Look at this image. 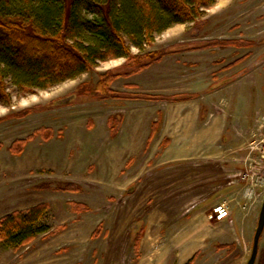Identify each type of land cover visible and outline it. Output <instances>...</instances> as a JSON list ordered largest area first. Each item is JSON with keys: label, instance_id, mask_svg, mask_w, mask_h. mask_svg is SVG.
<instances>
[{"label": "rangeland", "instance_id": "rangeland-1", "mask_svg": "<svg viewBox=\"0 0 264 264\" xmlns=\"http://www.w3.org/2000/svg\"><path fill=\"white\" fill-rule=\"evenodd\" d=\"M158 50L168 52L160 62L123 74L110 84L118 94L113 97L82 96L79 90L84 83L96 84L106 71H127L124 58L102 61L93 71L33 93L7 83L10 101L0 99V118L28 108L33 112L0 123V219L46 203L49 211L43 224L49 230L19 249L0 241V264H135L137 240H130L129 232L138 206L151 201L143 187L148 186L151 173V178L157 177L166 165L146 170L156 161L148 162L149 150L137 157L127 154L119 161L104 155L102 146L110 154L124 142L127 145L123 134L111 138L123 123L118 115L131 119L140 109L148 119L156 116L166 102L146 95L183 92L191 76H203L206 83L200 94L218 100L224 109L228 107L219 104L220 97L230 102L235 95L231 88L241 77L253 74L257 83L251 89L258 97L259 87L264 86L258 81L264 65V0H216L197 22L176 24L157 34L144 52ZM132 51L141 53L135 47ZM215 84L220 85L214 91ZM71 95L73 100L64 103ZM138 95L141 100L134 101ZM60 99L63 105H49ZM18 139L26 140L20 155L10 149ZM66 185L74 190H65ZM74 203L86 208L73 209Z\"/></svg>", "mask_w": 264, "mask_h": 264}, {"label": "crops", "instance_id": "crops-1", "mask_svg": "<svg viewBox=\"0 0 264 264\" xmlns=\"http://www.w3.org/2000/svg\"><path fill=\"white\" fill-rule=\"evenodd\" d=\"M259 74L258 81L264 84V65ZM252 75L241 77L231 88L235 95L230 102L218 95L219 104L226 103L227 109L219 106L218 100L200 94L206 83L203 76H191L183 92L154 94L160 97L157 99L146 95L152 101L166 102L156 116L148 119L140 109L134 110L131 119L119 114L123 123L114 136L109 125L111 138L123 134L121 139L127 145L124 142L110 154H106L108 147L102 146L104 155L121 161L127 154L137 157L149 150L148 162L155 159L157 163H150L146 170L166 165L157 177L151 178V173L146 178L148 186L143 187L151 201L138 206L139 214L129 232L130 240H137L135 264L248 263L264 199V187L255 188L249 199L247 183L238 179L245 168L249 141L264 131V86L255 97L257 82ZM215 85L214 91L220 84ZM179 95L183 98H173ZM156 152L160 154L152 156ZM231 179L238 183L229 185ZM224 202L229 216L211 219L213 208ZM255 264H264V244L259 245Z\"/></svg>", "mask_w": 264, "mask_h": 264}, {"label": "trees", "instance_id": "trees-1", "mask_svg": "<svg viewBox=\"0 0 264 264\" xmlns=\"http://www.w3.org/2000/svg\"><path fill=\"white\" fill-rule=\"evenodd\" d=\"M216 0H0V99L7 103L11 82L24 93L46 90L93 71L98 63L124 58L127 71H106L96 84H83L79 95L97 98L117 96L110 84L121 75L140 71L161 61L167 51L144 52L155 36L176 24L197 22ZM141 53H133L132 48ZM128 69H131L129 71ZM73 95L66 97L69 103ZM157 99V96H148ZM181 99L183 96H175ZM70 99V100H69ZM50 106L63 105L56 100ZM0 118V123L24 117ZM25 139L10 147L22 154ZM65 190H74L70 185ZM77 189V188H75ZM73 209L84 208L74 203ZM46 203L27 211H13L0 219V241L19 249L49 230L43 220Z\"/></svg>", "mask_w": 264, "mask_h": 264}, {"label": "built area", "instance_id": "built-area-1", "mask_svg": "<svg viewBox=\"0 0 264 264\" xmlns=\"http://www.w3.org/2000/svg\"><path fill=\"white\" fill-rule=\"evenodd\" d=\"M238 179L247 183L246 196L251 199L255 188L264 187V131L254 136L248 147L245 169L238 175ZM237 179H231L229 185L237 184ZM229 216L227 203L218 204L213 208L211 219L222 220Z\"/></svg>", "mask_w": 264, "mask_h": 264}, {"label": "water", "instance_id": "water-1", "mask_svg": "<svg viewBox=\"0 0 264 264\" xmlns=\"http://www.w3.org/2000/svg\"><path fill=\"white\" fill-rule=\"evenodd\" d=\"M66 101H68V99ZM263 231H264V199L262 202V206H261V210H260V214H259V219H258V225H257V229H256L255 236H254V244H253L252 254H251V257H250L247 264H255L256 263L258 250H259V241H260L261 235L263 234Z\"/></svg>", "mask_w": 264, "mask_h": 264}]
</instances>
